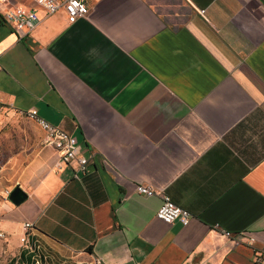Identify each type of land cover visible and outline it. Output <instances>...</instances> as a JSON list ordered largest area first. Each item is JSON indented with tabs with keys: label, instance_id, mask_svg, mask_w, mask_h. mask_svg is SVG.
Masks as SVG:
<instances>
[{
	"label": "crops",
	"instance_id": "crops-1",
	"mask_svg": "<svg viewBox=\"0 0 264 264\" xmlns=\"http://www.w3.org/2000/svg\"><path fill=\"white\" fill-rule=\"evenodd\" d=\"M84 1L66 22L0 0V105L33 109L87 158L77 172L39 141L20 163L0 191L8 264H255L244 240L264 242V0ZM15 5L34 9L27 32L4 19ZM162 194L187 224L155 217Z\"/></svg>",
	"mask_w": 264,
	"mask_h": 264
},
{
	"label": "built area",
	"instance_id": "built-area-1",
	"mask_svg": "<svg viewBox=\"0 0 264 264\" xmlns=\"http://www.w3.org/2000/svg\"><path fill=\"white\" fill-rule=\"evenodd\" d=\"M34 4L42 9L44 14H50L56 9H62L66 22H72L75 18L84 16L87 12V7L84 0H32ZM200 13L203 10H199ZM5 21L14 29L21 32L29 31L36 22V16L33 8L22 6H13L3 13ZM24 115L31 119L36 126L42 131L40 139L41 145L52 147L62 163H67L71 160L75 162V171L83 173L87 169V158L81 155H76L77 144L75 140L64 131L38 118L34 114L33 109L24 112ZM135 191L144 195H151L152 188L143 185H136ZM189 212L175 205L170 198L162 194L161 203L155 211V217L162 222L169 224L173 221H178L181 225L187 224L189 220ZM31 226L28 222L21 223L18 240L23 241L26 230ZM223 235L232 237L229 232H222ZM238 240H236L237 242ZM244 243L249 246L254 254L255 264H264V242L255 245V240L252 237H246ZM37 263V259L34 261Z\"/></svg>",
	"mask_w": 264,
	"mask_h": 264
},
{
	"label": "rangeland",
	"instance_id": "rangeland-1",
	"mask_svg": "<svg viewBox=\"0 0 264 264\" xmlns=\"http://www.w3.org/2000/svg\"><path fill=\"white\" fill-rule=\"evenodd\" d=\"M38 129L24 114L0 105V191L7 187L20 163L38 145L42 136ZM11 240L0 230V264H8L17 250L16 242Z\"/></svg>",
	"mask_w": 264,
	"mask_h": 264
},
{
	"label": "water",
	"instance_id": "water-1",
	"mask_svg": "<svg viewBox=\"0 0 264 264\" xmlns=\"http://www.w3.org/2000/svg\"><path fill=\"white\" fill-rule=\"evenodd\" d=\"M24 197V192L17 186H12L6 194L7 201L13 205L18 204Z\"/></svg>",
	"mask_w": 264,
	"mask_h": 264
}]
</instances>
